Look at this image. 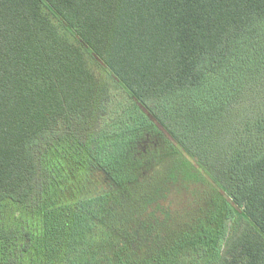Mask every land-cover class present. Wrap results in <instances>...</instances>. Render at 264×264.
Wrapping results in <instances>:
<instances>
[{
  "label": "trees",
  "instance_id": "1",
  "mask_svg": "<svg viewBox=\"0 0 264 264\" xmlns=\"http://www.w3.org/2000/svg\"><path fill=\"white\" fill-rule=\"evenodd\" d=\"M0 264H264V0H0Z\"/></svg>",
  "mask_w": 264,
  "mask_h": 264
},
{
  "label": "rangeland",
  "instance_id": "2",
  "mask_svg": "<svg viewBox=\"0 0 264 264\" xmlns=\"http://www.w3.org/2000/svg\"><path fill=\"white\" fill-rule=\"evenodd\" d=\"M166 159H168L170 162L173 161V159L178 161L176 164H178L180 181L182 186H184L179 188V190L183 191L184 189V191L188 193L191 202L193 201L194 194L199 196L201 194L204 195L205 200L209 199L212 201L213 199H216L217 201H220L214 187L215 184H213L211 178L204 171H198L195 168L196 165L189 156L175 154L170 155ZM9 212H12L11 208H9Z\"/></svg>",
  "mask_w": 264,
  "mask_h": 264
}]
</instances>
